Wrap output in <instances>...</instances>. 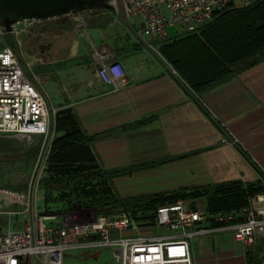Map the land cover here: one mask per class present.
Listing matches in <instances>:
<instances>
[{
  "label": "crops",
  "instance_id": "crops-1",
  "mask_svg": "<svg viewBox=\"0 0 264 264\" xmlns=\"http://www.w3.org/2000/svg\"><path fill=\"white\" fill-rule=\"evenodd\" d=\"M113 11L38 21L15 41V53L31 73L27 78L48 109L72 110L85 134L96 137L92 151L102 171L150 164L112 178V194L135 199L229 183L264 188V59L210 84L222 68L237 71L232 56H223L211 22L194 32L170 26L166 39L153 42L142 35L138 19L126 17L129 29ZM113 62L129 82L116 92L97 76L101 65ZM3 192L0 211H19L21 205ZM39 200L38 210L51 206L43 191ZM180 201L194 210L207 207L205 197ZM154 215L155 209L131 215L138 229L121 236L176 238L179 231L156 226ZM3 218L15 219L8 229L17 230L24 217L1 214L0 228ZM189 253L191 264H264V237L247 246L231 233L215 232L193 237ZM18 264L41 263L22 257ZM62 264L118 261L110 249L68 250Z\"/></svg>",
  "mask_w": 264,
  "mask_h": 264
},
{
  "label": "built area",
  "instance_id": "built-area-1",
  "mask_svg": "<svg viewBox=\"0 0 264 264\" xmlns=\"http://www.w3.org/2000/svg\"><path fill=\"white\" fill-rule=\"evenodd\" d=\"M255 0H121L126 17L141 24L142 35L156 42L168 37V28L178 26L187 32L212 22L229 9H243ZM114 5L115 0H110ZM166 13V14H165ZM38 21L22 20L11 25L9 33L19 44ZM97 76L112 92L128 87L129 82L118 62L103 64ZM56 110L48 109L36 86L28 80L16 53L5 46L0 50V138H16L30 143L42 139L34 164L28 193L9 191L21 205L18 211L1 214L23 216L21 227L0 234V264H18L22 257H32L41 264H62L68 250L110 249L118 264H191L189 242L193 237L215 232L231 233L243 245H253L264 237V190L249 199V206L239 212L208 214L176 201L155 209L153 223L178 230L176 238L123 237L125 231L138 229L130 213L119 210L99 215L94 209H76L62 214L45 213L36 207L40 181L55 136ZM222 142H226L225 139ZM190 229V230H189Z\"/></svg>",
  "mask_w": 264,
  "mask_h": 264
},
{
  "label": "trees",
  "instance_id": "trees-1",
  "mask_svg": "<svg viewBox=\"0 0 264 264\" xmlns=\"http://www.w3.org/2000/svg\"><path fill=\"white\" fill-rule=\"evenodd\" d=\"M109 2L110 0L104 1L105 4ZM211 24L220 45L222 42L223 56H232L230 60L237 71L222 68L214 73L220 79L211 81L210 84L220 82L230 73H236L264 59V0H255L251 6L243 9L229 8L217 14ZM193 90L198 91L200 88L195 85ZM54 130L45 175L39 187L44 193L45 203H49L53 195L57 194V200L64 207L61 211L47 208L45 213L62 214L83 208L94 209L99 215L124 210L136 217L139 212L154 210L160 205L200 197L206 198L205 211L208 214L230 213L246 209L249 199L264 190L259 185L229 183L121 199L112 194L110 180L148 168L150 164L112 172L102 171L92 151V141L96 137L85 134L77 116L70 109L56 111Z\"/></svg>",
  "mask_w": 264,
  "mask_h": 264
},
{
  "label": "rangeland",
  "instance_id": "rangeland-1",
  "mask_svg": "<svg viewBox=\"0 0 264 264\" xmlns=\"http://www.w3.org/2000/svg\"><path fill=\"white\" fill-rule=\"evenodd\" d=\"M174 30L176 29L174 28ZM168 31H170V27ZM5 46H9L14 52L16 51L15 40L9 34L5 35L4 39L0 36V50ZM23 70L26 76L30 78L31 73L24 67ZM41 143L42 139L38 137H33L30 143L22 139L0 138V190L6 191L3 192V195L7 197L5 198L6 200H13L8 194L12 189L24 194L28 193V186L31 181L34 164L40 152ZM41 192V188H39L37 192L39 208H41V201L39 200ZM52 199L49 201L51 203L49 209L52 211L63 210L64 205H61L57 200L58 195L54 194ZM14 220L13 218H3L0 232L8 230L10 222L13 226ZM111 259L116 263L115 257Z\"/></svg>",
  "mask_w": 264,
  "mask_h": 264
},
{
  "label": "water",
  "instance_id": "water-1",
  "mask_svg": "<svg viewBox=\"0 0 264 264\" xmlns=\"http://www.w3.org/2000/svg\"><path fill=\"white\" fill-rule=\"evenodd\" d=\"M105 0H0V30L9 33L11 25L22 20L45 21L75 15L86 10H117L120 19L126 20L121 0L105 4Z\"/></svg>",
  "mask_w": 264,
  "mask_h": 264
}]
</instances>
